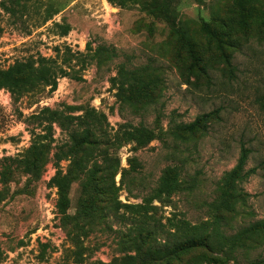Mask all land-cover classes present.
<instances>
[{"label":"rangeland","instance_id":"374dc122","mask_svg":"<svg viewBox=\"0 0 264 264\" xmlns=\"http://www.w3.org/2000/svg\"><path fill=\"white\" fill-rule=\"evenodd\" d=\"M168 1L157 8L161 0H0L1 68L37 55L55 58L56 47L57 64L66 47L93 56L81 79L60 76L52 92L0 88V159L22 158L33 142L50 137L41 113L47 106L72 115L52 122L50 149L68 140L66 129L92 130L99 143L87 167L94 159L105 165L96 182L115 186L106 194L83 190L79 167L64 158L59 168L74 179L61 212L48 151L37 174H16L1 194L0 264H116L136 255L129 239L145 215L121 204L148 197L157 222L150 221L155 230L142 247L162 248L199 227L210 234L206 247L148 264H264V232L231 237L264 218V2L251 1L254 16L245 29L240 0ZM208 22L218 37L204 30ZM213 110L218 119L205 130L175 132L178 123ZM135 127L142 128L140 139L127 140ZM241 145L250 149L248 173L235 182L244 194L229 211L218 187ZM168 166L177 184L158 193Z\"/></svg>","mask_w":264,"mask_h":264},{"label":"trees","instance_id":"16d2710c","mask_svg":"<svg viewBox=\"0 0 264 264\" xmlns=\"http://www.w3.org/2000/svg\"><path fill=\"white\" fill-rule=\"evenodd\" d=\"M111 3H115L116 0H108ZM252 0H240V8L242 10V19L241 23L245 26V29L249 28L248 20L254 16V10L251 6ZM261 1V0H260ZM264 2V0H262ZM144 7V5H143ZM168 8L169 1L161 0L158 3L157 8ZM215 20L221 21L217 15L213 14ZM204 30L211 36L218 37L220 31L211 26V23H204ZM68 31V26L65 25L63 28L62 34H66ZM100 50H107L105 45L99 47ZM59 48L56 47L55 58L51 56L45 57L42 55H37V57H29L25 60H15L12 64L8 65L6 68L0 67V88H7L14 95L26 94L29 92H34L36 89L41 88L45 89L48 87V92H52L57 87V78L60 76H69L75 80L81 79V70L85 68L87 64L93 59L92 55L82 53L80 51H71L69 47H66L63 51V57L61 63L65 65L57 64L56 58L60 55ZM196 59V57H194ZM72 60L80 63L78 68H75V65L72 63ZM41 113L45 114L43 120H46V129L49 133V138L42 142H33L32 145L26 150L25 154L21 155L22 158L17 157H3L0 159V201L4 198L1 195L4 192H7L9 187V182L12 178L19 173L22 174H37L41 165H37L39 162L45 160V154L48 151H53L52 159L54 165L57 167L55 174L50 178L49 184L56 187L57 189V207L61 212H64L68 206V192L70 183L74 179L73 176H70V170L62 172L59 168L60 161L64 158H69V165H76L79 167V172L83 174L84 182L81 183V188L83 190H92L95 194H101L102 192L110 193L115 189L114 181L106 185V187H99V184L96 182L95 175L97 173H102L106 169L105 165L99 164L95 159L92 161L90 167H87L88 158L92 157L93 147H96L99 143L93 138L92 130L86 129L84 132L78 131L75 128L66 129V134L68 140L63 141L61 144L52 147L50 149V142L52 141L51 124L54 121L62 124L64 121L69 122L72 119V115L63 114L62 111L57 109H51L50 107H43ZM94 115L97 116L96 113ZM218 119L217 111L213 110L210 112L202 113L197 115L190 122H181L178 123L175 127V132L178 134L183 133H196L200 130H205V127L208 122ZM129 131V137L127 140L140 139L142 135V128L135 127L133 131ZM42 139L47 138V134L41 135ZM120 141V139H118ZM250 149L244 145L240 146L239 155L235 166L230 170L224 172L221 179V184L218 187V200L221 204L224 205L225 210H232L235 203L242 197V194L235 189V182L238 179H241L248 172L245 171L244 166L248 159V154ZM117 160V159H116ZM12 162H20L21 165H12ZM118 162V160H117ZM23 164V165H22ZM252 172V170H250ZM177 184L176 172L173 167H166L163 172V177L161 178V184L157 189L158 193L171 190ZM99 190H104L100 192ZM151 197H148L144 200L143 204H121L118 203L115 199L113 200L114 204H121L129 208H140L143 210L145 215V221L140 223L136 229V235L130 240L134 245L136 244V255H126L118 259L116 264H148V262L160 260L163 258H168L172 255L178 254L185 250L198 247V246H208L210 245V234L204 233L203 230L199 227V230L191 232V234H184L179 240H176L172 244L168 245L166 242H163L162 248L156 247H142L143 244L149 243L151 235L153 234L154 223L157 222L155 217L148 213V211L155 207L151 206ZM152 221V222H150ZM181 225L188 226V222L181 221ZM257 232H264V218L258 219L249 223L247 227L239 229L236 234L232 235V240L241 238L245 234H254ZM148 246V245H147ZM138 255H141L142 261L136 262ZM261 262H259L260 264ZM92 264H104L101 262H94ZM251 264V263H250Z\"/></svg>","mask_w":264,"mask_h":264}]
</instances>
